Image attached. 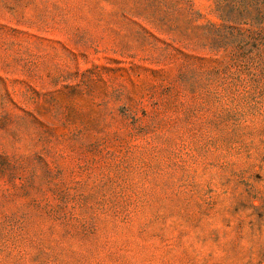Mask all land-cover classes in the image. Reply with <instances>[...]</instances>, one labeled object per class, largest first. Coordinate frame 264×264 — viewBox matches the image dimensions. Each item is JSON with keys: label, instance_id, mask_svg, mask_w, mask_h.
I'll return each instance as SVG.
<instances>
[{"label": "rangeland", "instance_id": "rangeland-1", "mask_svg": "<svg viewBox=\"0 0 264 264\" xmlns=\"http://www.w3.org/2000/svg\"><path fill=\"white\" fill-rule=\"evenodd\" d=\"M0 264H264V0H0Z\"/></svg>", "mask_w": 264, "mask_h": 264}, {"label": "trees", "instance_id": "trees-1", "mask_svg": "<svg viewBox=\"0 0 264 264\" xmlns=\"http://www.w3.org/2000/svg\"><path fill=\"white\" fill-rule=\"evenodd\" d=\"M228 21L230 22L231 20L229 18L224 19V23H222L220 26H218V28L222 27V28H227L228 29V27L230 26V25L227 24Z\"/></svg>", "mask_w": 264, "mask_h": 264}]
</instances>
